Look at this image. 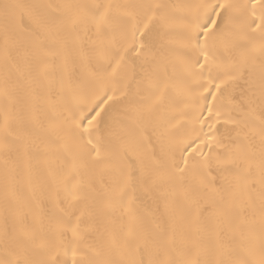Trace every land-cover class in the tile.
<instances>
[{
	"label": "snow or ice",
	"instance_id": "obj_1",
	"mask_svg": "<svg viewBox=\"0 0 264 264\" xmlns=\"http://www.w3.org/2000/svg\"><path fill=\"white\" fill-rule=\"evenodd\" d=\"M0 264H264V0H0Z\"/></svg>",
	"mask_w": 264,
	"mask_h": 264
},
{
	"label": "bare ground",
	"instance_id": "obj_2",
	"mask_svg": "<svg viewBox=\"0 0 264 264\" xmlns=\"http://www.w3.org/2000/svg\"><path fill=\"white\" fill-rule=\"evenodd\" d=\"M18 2H28V0H18Z\"/></svg>",
	"mask_w": 264,
	"mask_h": 264
}]
</instances>
